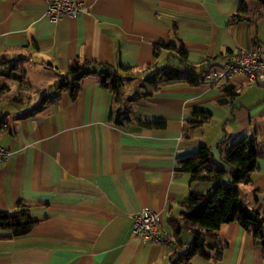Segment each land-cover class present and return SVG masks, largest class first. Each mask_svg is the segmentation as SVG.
<instances>
[{
  "label": "crops",
  "instance_id": "obj_1",
  "mask_svg": "<svg viewBox=\"0 0 264 264\" xmlns=\"http://www.w3.org/2000/svg\"><path fill=\"white\" fill-rule=\"evenodd\" d=\"M49 1L0 0V61L11 60L24 82L39 88L18 108L0 96V114L8 121L0 146L12 151L0 162V211L15 212L23 203L38 219L29 234L0 238V264H170L177 249L135 237L133 218L149 208L172 235L171 219L184 224L181 202L190 175L176 166L203 145L228 168L221 143L225 150L242 138L256 141L258 168L237 187L250 208L264 213V86H248L243 73L209 77L227 63L230 50L260 47L264 58L261 3L245 0L249 12L237 20L240 0H79L85 12L52 20ZM178 40L193 72L202 76L206 68L207 79L197 86L184 79L153 84L151 72L170 55L163 50L156 57L154 45ZM86 61L98 71L121 62L132 75L123 74L126 84L114 92L100 85V73L91 74L74 96L64 91L44 101L61 74ZM35 71L42 83L30 76ZM195 109L211 118L192 128ZM204 233L223 252L195 255L189 264H264L252 231L238 221ZM179 239L191 242L192 230Z\"/></svg>",
  "mask_w": 264,
  "mask_h": 264
},
{
  "label": "trees",
  "instance_id": "obj_2",
  "mask_svg": "<svg viewBox=\"0 0 264 264\" xmlns=\"http://www.w3.org/2000/svg\"><path fill=\"white\" fill-rule=\"evenodd\" d=\"M264 6V0H257ZM249 12V7L245 0H240L238 12L234 19L240 20ZM263 15V12L261 13ZM154 54L159 57L163 50L170 51L169 60L162 68H157L151 73L149 80L153 84H159L161 81H170L174 79H184L190 85L197 86L203 79H207L206 68L203 75L198 76L193 72L196 68L188 61V52L184 44L178 42H159L154 45ZM228 51L226 53H232ZM0 64V74L4 77L15 68V64L8 58H3ZM9 68L6 74L4 70ZM153 66L149 65L148 69ZM132 67L125 66L121 62L117 68L104 67L98 71L95 64L86 61L84 63H74L65 74H61L45 95L44 101H55L62 96L64 91H71L74 96L81 87L85 77L100 73V85L110 88L117 92L126 84L125 75L131 74ZM205 73V74H204ZM132 75V74H131ZM9 79L8 77H6ZM264 86V85H263ZM8 90V86L0 82V96ZM7 106L18 108L22 103L28 102L23 97H12L7 99ZM123 111H116V121L121 123ZM211 118V113L195 109L193 118L190 121L192 128L203 125ZM8 121L3 113L0 114V131L7 129ZM145 125L149 127L164 126L163 121H147ZM221 160L228 166L213 161L212 150L203 145L195 155L186 156L179 159L176 168L190 175L191 189L187 198L181 202V215L184 224L177 219H171L170 223L173 229V236L180 244L171 258L170 264H189L195 255L211 257L210 251H215L216 256L223 252V246L215 241H209L205 238V232H211L221 229L224 225L233 221H238L243 227L252 231L256 243L263 250L264 257V213L259 209L250 208L241 191L237 187L239 184L248 183L252 172L258 168V159L260 158L259 149L255 140L242 138L226 146H218ZM195 183L208 185L206 190L193 188ZM38 219L32 216L30 206L21 203L15 212L0 211V238L20 237L29 234ZM184 229L192 230L193 240L189 243L180 241L179 236Z\"/></svg>",
  "mask_w": 264,
  "mask_h": 264
},
{
  "label": "built area",
  "instance_id": "obj_3",
  "mask_svg": "<svg viewBox=\"0 0 264 264\" xmlns=\"http://www.w3.org/2000/svg\"><path fill=\"white\" fill-rule=\"evenodd\" d=\"M87 6L79 0H50L47 5L46 14L52 20H58L63 15L76 17L85 12ZM227 63L218 71L210 72L209 77L215 81L230 78L236 73L247 76V85H264V58L262 48L254 51L238 49L232 53H226ZM12 151L0 146V162L8 160ZM133 235L145 241H153L161 244L171 245L179 248L177 239L160 227L159 216L149 208L137 212L133 218Z\"/></svg>",
  "mask_w": 264,
  "mask_h": 264
},
{
  "label": "rangeland",
  "instance_id": "obj_4",
  "mask_svg": "<svg viewBox=\"0 0 264 264\" xmlns=\"http://www.w3.org/2000/svg\"><path fill=\"white\" fill-rule=\"evenodd\" d=\"M1 64V61H0ZM9 71V68L4 70V72L7 74ZM23 74L22 69H20L17 65L15 68L7 74L9 79L3 76V74H0V82H2L4 85L8 86V90H6L1 97L5 100L10 99L12 97H23L25 100H30L33 97V94L36 92V89L38 86L32 87L28 84H26V79L25 82L23 80ZM31 77H34V80L36 83H42L43 81H40V75H38V72H32L30 73ZM38 78V80L35 78ZM35 83V84H36ZM39 89V88H38ZM37 89V90H38Z\"/></svg>",
  "mask_w": 264,
  "mask_h": 264
}]
</instances>
